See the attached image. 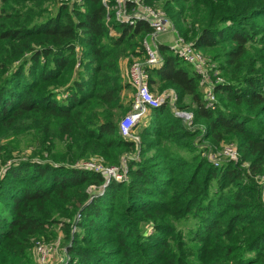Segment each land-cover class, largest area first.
<instances>
[{"label": "trees", "instance_id": "16d2710c", "mask_svg": "<svg viewBox=\"0 0 264 264\" xmlns=\"http://www.w3.org/2000/svg\"><path fill=\"white\" fill-rule=\"evenodd\" d=\"M141 1L222 81L212 108L194 66L159 41L150 87L172 93L139 142L120 133L121 58L146 60L150 23L118 21L117 0H0V264H38L35 247L61 236L66 264H264V0ZM231 144L237 160L203 155ZM95 153L126 160L128 178L79 166Z\"/></svg>", "mask_w": 264, "mask_h": 264}, {"label": "built area", "instance_id": "2783aa9c", "mask_svg": "<svg viewBox=\"0 0 264 264\" xmlns=\"http://www.w3.org/2000/svg\"><path fill=\"white\" fill-rule=\"evenodd\" d=\"M57 4H68L73 6L75 4H82L84 0H56ZM131 0H117L118 9L116 17L118 21L127 22L130 24L136 23L137 20H146L153 28L151 36L152 41L146 42L147 58L145 61L135 60L130 64L129 71L127 73V84L134 90V99L132 101V107L130 111L121 120L119 127L120 133L125 139L140 140L137 132L135 131L137 125L143 121L146 115L152 108L162 106L166 103L169 95L153 93L150 87V74L147 66H157L161 64L162 59L157 52V44L159 43L158 37L161 34L174 32L175 38L173 44L170 45L176 55L186 60L194 66L196 71L201 75V81L204 85L206 97L209 105L215 108V102L217 96L214 92L213 79L209 76L210 72H214V64H211L205 55L197 49L193 43L187 42L181 37L175 29L171 19L167 13L160 7H152L145 5L141 0H132L136 7H133L130 11L127 8V2ZM105 4H108L109 0H104ZM110 14V7H107V20L110 28L114 34H117L116 30L112 26ZM218 72V71H217ZM217 81H222L221 77L217 78ZM176 98V97H175ZM178 116H186L187 121L192 123L193 115L175 109ZM205 155L214 163H219L223 160H236L238 158V151L234 144L226 145L218 150H211L205 152ZM126 160L119 167L106 166L105 160L100 161L95 157H90L88 161H84L79 164L80 167L88 169L92 172H104L107 175L108 181L111 179L123 180L122 170L128 168ZM127 172V171H126ZM55 241V240H54ZM53 251V246L49 244H38L35 247V253L38 255L39 264H48L49 257Z\"/></svg>", "mask_w": 264, "mask_h": 264}, {"label": "rangeland", "instance_id": "374dc122", "mask_svg": "<svg viewBox=\"0 0 264 264\" xmlns=\"http://www.w3.org/2000/svg\"><path fill=\"white\" fill-rule=\"evenodd\" d=\"M152 7H155V6H152ZM174 36H175V33H174ZM160 37L161 36L158 37V40H160ZM125 60H127L126 67H125V70L122 69V71H123L124 81L127 82V73L129 71L130 64H129L128 58H126V57L125 58L124 57L121 58V62H123ZM187 63H189V62H187ZM212 63L215 66L217 65V63H215V62H212ZM219 73L220 72H217V71L210 72L209 73V76L214 80V79H217L218 77H221ZM152 91L156 95H159V94H162L163 93V92L160 91L159 86L157 84L155 85V90H152ZM134 94H135L134 93V90L131 87L128 88L127 90H124V92H123V98H122L124 105H127L130 102L132 103V101L134 99ZM173 96L175 98L176 97V94L174 93ZM124 97L126 98V101H124L125 100ZM178 110H180V109H178ZM180 111H183V112H186V113H190V114L193 115V112L190 111V110H180ZM125 115L122 117V119L125 117ZM181 117L184 119V121L188 125H192L193 124V117H192V123H190L189 121H187L186 116H181ZM139 125H137V128L135 129V131L137 132L138 136H139V133H138ZM139 142H140V140H139ZM203 155H205V153H203ZM91 157H95V158L99 159L100 161H102L104 156L102 154H100V153H95ZM134 157L138 159L139 158V154H135ZM119 166H114V167H119ZM243 166H245V165H243ZM127 167H128V165H127ZM119 168H121V167H119ZM126 171H128V168L126 169ZM126 171L125 170H122V174H123L124 179H127L128 178V174H127L128 172H126ZM196 224H197V221L196 220L189 219L188 221L180 222L179 223V227L187 234L191 228H194L196 226ZM61 237H59V238L56 237V238L52 239V241L49 242V245H52L53 246V251H51L48 264H66L69 261V257H68V254H67V249H65L62 246V243H61L62 239H61ZM187 237H188V235H187ZM35 258H36V262L39 264V262H38V255H36Z\"/></svg>", "mask_w": 264, "mask_h": 264}, {"label": "crops", "instance_id": "0c3cea01", "mask_svg": "<svg viewBox=\"0 0 264 264\" xmlns=\"http://www.w3.org/2000/svg\"><path fill=\"white\" fill-rule=\"evenodd\" d=\"M160 36H161L160 37V40H158V41L168 43L169 45H172L173 44V40H174V37H175L173 32L161 34ZM126 63H127V60L121 62V67H122L123 70H125ZM168 92H171V91H165L163 93L164 94L171 95L172 92L171 93H168ZM124 99H125L124 101H126V98L125 97H124Z\"/></svg>", "mask_w": 264, "mask_h": 264}, {"label": "water", "instance_id": "95a60500", "mask_svg": "<svg viewBox=\"0 0 264 264\" xmlns=\"http://www.w3.org/2000/svg\"><path fill=\"white\" fill-rule=\"evenodd\" d=\"M105 188V187H104ZM67 219V216L63 219V221H65Z\"/></svg>", "mask_w": 264, "mask_h": 264}]
</instances>
